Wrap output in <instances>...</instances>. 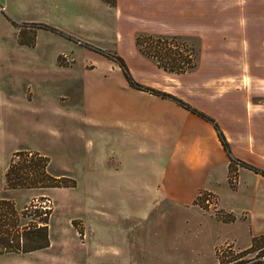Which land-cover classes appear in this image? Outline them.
Segmentation results:
<instances>
[{"label":"rangeland","instance_id":"rangeland-1","mask_svg":"<svg viewBox=\"0 0 264 264\" xmlns=\"http://www.w3.org/2000/svg\"><path fill=\"white\" fill-rule=\"evenodd\" d=\"M78 2L0 0V201L13 203L20 215L15 219L10 204H4L0 227L47 225L46 246L0 253V264H216L228 245L236 251L248 248L243 246L254 237L250 219L220 223L165 192L127 194L128 181L91 178L92 172L118 164L115 155L95 157L101 150L96 142L108 148L124 144L136 175L152 169L139 164L154 153L127 147L137 142L124 140L116 129L95 128L90 118L111 114L116 120L124 111L146 115L156 105L127 86L134 79L116 53L110 13L94 0ZM173 42L195 59L197 39ZM120 80L123 87L117 85ZM154 121L151 117L149 125ZM39 155L48 158V167ZM13 161L18 168L32 165L33 177L45 166L49 175L64 170L71 178H58L52 187H10L6 174ZM231 181L235 184L234 174ZM45 200L48 210L42 207ZM197 202L218 219L232 218L215 205L212 194L202 193Z\"/></svg>","mask_w":264,"mask_h":264},{"label":"crops","instance_id":"crops-1","mask_svg":"<svg viewBox=\"0 0 264 264\" xmlns=\"http://www.w3.org/2000/svg\"><path fill=\"white\" fill-rule=\"evenodd\" d=\"M94 1L110 13L116 53L142 86L134 87L139 97L156 108L146 115L124 111L116 120L111 114L90 118L95 128L116 129L124 140L137 142H127V147L154 153L139 164L152 169L146 176L136 175L124 157V144L108 148L96 142L101 150L96 149L95 157L115 155L118 164L114 169L108 164L101 171L105 175L92 172L91 178L128 181L127 194L165 192L220 223L250 219L254 237L264 235V0ZM159 35L197 39L195 67L170 72L145 54L137 38ZM117 85L124 86L121 80ZM82 103L87 108L85 99ZM151 117L155 121L149 125ZM53 175L71 178L64 170ZM202 193L214 195V204L232 218L218 219L205 210L197 202Z\"/></svg>","mask_w":264,"mask_h":264},{"label":"trees","instance_id":"trees-1","mask_svg":"<svg viewBox=\"0 0 264 264\" xmlns=\"http://www.w3.org/2000/svg\"><path fill=\"white\" fill-rule=\"evenodd\" d=\"M175 39H180V37L160 36V35L159 36H139L137 38V42L139 46L141 47V50L145 54L155 58L158 61L159 66H161L163 69L167 71L180 73V72L187 71L191 68H194L196 65V60H195L196 57L195 59H192L191 58L192 53H188L187 55H183L182 53H180V51L178 50L179 48L178 44H172L174 43L173 40ZM144 42L149 45L145 46ZM173 54L179 55V56L175 57ZM182 62H185V64H182ZM122 64L125 65L124 63ZM124 69L129 78V75H130L129 70L125 66H124ZM129 80L132 86L142 88L141 85L137 84L131 78H129ZM150 90L157 92L153 89H150ZM180 102L185 106L187 105L186 103L182 101ZM219 135L221 137V140L224 146L227 149H229V144L225 140V137L223 136V134L219 133ZM16 155L25 156L27 154L17 153ZM39 158H41L40 160H45L44 165L48 167L49 165L48 158L42 157L40 155H39ZM31 166L32 165L28 164V165L18 168L17 163L13 161L6 174L8 185L14 188H34V187H39V186H44V187L58 186V185H54L53 182H58L59 179L57 177L49 175L46 172V169H44L45 166L42 172L40 173L41 177L39 175L33 177V172L30 169ZM23 170H26V171H23ZM20 171H23L24 174L31 172V176L30 177L29 175L23 176L20 174ZM4 204H8V205L10 204L9 208L11 210V215H13V217L15 219L17 218L18 220L20 215L17 213L16 209L14 208L13 203H11L10 201L1 200L0 201V211L4 207ZM28 213H31V212L29 211ZM45 224L46 223L44 222L40 224H35L31 227L28 226L26 228H23V227H20V224L17 222V224L10 226L11 228H8L6 230L5 229L2 230L0 227V253L28 252V251L46 246L47 225ZM42 225H45V226H42ZM40 241H43V242L40 244ZM217 264H264V235L254 237L251 246L241 251H236L234 248H232V245H228L227 248L219 251Z\"/></svg>","mask_w":264,"mask_h":264},{"label":"built area","instance_id":"built-area-1","mask_svg":"<svg viewBox=\"0 0 264 264\" xmlns=\"http://www.w3.org/2000/svg\"><path fill=\"white\" fill-rule=\"evenodd\" d=\"M206 201H207V203H209V201H210L209 197H208V199ZM49 202H50V200H49ZM43 204H44V206H42V207H43L44 210H46V209L48 210V209L51 208L49 205H47V200L43 201Z\"/></svg>","mask_w":264,"mask_h":264}]
</instances>
